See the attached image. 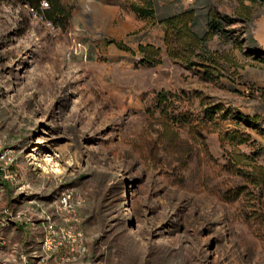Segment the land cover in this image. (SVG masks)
Listing matches in <instances>:
<instances>
[{
	"label": "rangeland",
	"instance_id": "rangeland-1",
	"mask_svg": "<svg viewBox=\"0 0 264 264\" xmlns=\"http://www.w3.org/2000/svg\"><path fill=\"white\" fill-rule=\"evenodd\" d=\"M45 1L0 0V264H55L46 218L99 264H264L251 177L264 172V4L207 42L231 63L205 76L197 58L168 57L157 23ZM153 1L158 19L194 9L197 31L207 1L236 7Z\"/></svg>",
	"mask_w": 264,
	"mask_h": 264
},
{
	"label": "trees",
	"instance_id": "trees-1",
	"mask_svg": "<svg viewBox=\"0 0 264 264\" xmlns=\"http://www.w3.org/2000/svg\"><path fill=\"white\" fill-rule=\"evenodd\" d=\"M27 3L35 11L39 10L41 1L45 0H19ZM51 3L53 0H49ZM236 7L231 16L220 15L210 8L207 1V10L203 13L205 29L203 31L194 30L198 25V14L194 9H187L181 12H175L158 19L153 0H139L138 2L127 1V7L138 19L149 21L152 24L157 23L164 30V41L167 45V55L172 59H177L186 64L187 67L195 65L189 63L192 57L199 60V67L208 76L215 70L218 72L219 62L230 64L231 59L228 56L215 51L209 52L206 44L219 31H223L225 26L232 25L235 22L249 24L253 20L252 8L264 4V0H235ZM248 3L245 5L244 3ZM54 5V4H53ZM40 11V10H39ZM60 8L55 6L53 12H61ZM41 12V11H40ZM138 51L143 55L142 63H158L156 60L157 50L146 46L139 47ZM234 67L235 64L232 63ZM251 177L264 188V172L261 168L257 169Z\"/></svg>",
	"mask_w": 264,
	"mask_h": 264
},
{
	"label": "built area",
	"instance_id": "built-area-1",
	"mask_svg": "<svg viewBox=\"0 0 264 264\" xmlns=\"http://www.w3.org/2000/svg\"><path fill=\"white\" fill-rule=\"evenodd\" d=\"M47 9L48 3L46 1H41L39 10L46 11ZM62 201L63 204H66L67 197L62 198ZM41 226L44 230V242H52L49 244L52 246L49 250V255H53V261L55 264H99L88 258L83 246L82 236L79 232L71 233L64 228H58L53 222H50L49 218H46L45 221L43 220ZM63 233H66L67 239L62 241L61 236ZM34 258L35 257H33V259ZM23 260H25V257H23ZM27 261L30 262L28 264H33L32 259H28ZM41 263L42 261L39 260L36 264Z\"/></svg>",
	"mask_w": 264,
	"mask_h": 264
},
{
	"label": "crops",
	"instance_id": "crops-1",
	"mask_svg": "<svg viewBox=\"0 0 264 264\" xmlns=\"http://www.w3.org/2000/svg\"><path fill=\"white\" fill-rule=\"evenodd\" d=\"M127 1L138 2L139 0H90L88 4L96 8L97 12H129L127 16L138 19L127 7ZM54 5L62 10L61 4L55 3ZM257 35L259 38L264 37L262 30L257 32Z\"/></svg>",
	"mask_w": 264,
	"mask_h": 264
},
{
	"label": "bare ground",
	"instance_id": "bare-ground-1",
	"mask_svg": "<svg viewBox=\"0 0 264 264\" xmlns=\"http://www.w3.org/2000/svg\"><path fill=\"white\" fill-rule=\"evenodd\" d=\"M39 154L35 151L31 156H32V160L33 162L34 161H37L39 159ZM43 160L44 162L46 163L47 167L49 168V171H52V172H58L59 170L55 169V163L54 165H51V159L50 158H47L46 156H43Z\"/></svg>",
	"mask_w": 264,
	"mask_h": 264
}]
</instances>
